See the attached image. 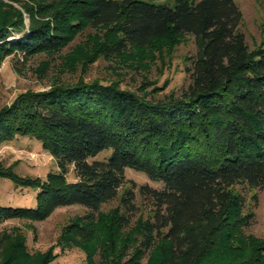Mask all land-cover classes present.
<instances>
[{"label":"trees","instance_id":"1","mask_svg":"<svg viewBox=\"0 0 264 264\" xmlns=\"http://www.w3.org/2000/svg\"><path fill=\"white\" fill-rule=\"evenodd\" d=\"M0 0V62L5 55L58 52L86 27L117 36L95 51L112 55L143 48L157 38L189 33L198 53L186 67L190 82L180 95L156 99L116 83L58 84L28 91L0 110V144L17 135L37 139L59 173L21 177L1 171L17 187L35 189L34 207L0 204L7 217L44 219L56 207L82 205L89 215L66 232L93 239L101 206L118 199L111 219L129 225L135 184L127 168L160 182L138 186L151 200L140 248L127 264H139L157 243L159 264H264V242L245 232L253 218L241 189L264 185V47L252 51L239 29L234 0ZM45 19V20H43ZM27 32L24 35V32ZM19 34L12 41V35ZM96 43V42H95ZM105 149L109 156L95 158ZM72 167L75 182L65 180ZM96 214V215H94ZM71 229V230H70ZM27 252L24 239L0 241V264H48Z\"/></svg>","mask_w":264,"mask_h":264},{"label":"rangeland","instance_id":"2","mask_svg":"<svg viewBox=\"0 0 264 264\" xmlns=\"http://www.w3.org/2000/svg\"><path fill=\"white\" fill-rule=\"evenodd\" d=\"M3 1L20 9L23 23L26 27L30 24L29 15L19 4ZM234 1L242 15L239 29L243 31L250 49L256 51L264 47V0ZM17 36L19 34L9 39L13 41ZM116 36L109 28L88 26L75 34L71 42L57 53L42 51L28 57L19 52L5 55L0 62V110L11 104L19 93L44 91L58 84L93 81L116 83L121 88L156 99L178 96L186 90L191 80L186 67L191 65L198 53L193 35L185 33L171 38H157L149 46H129L128 51L119 54L95 51L97 43L108 42ZM111 152V149H105L95 158L103 159ZM0 170H10L21 177H39L43 180L49 172L60 171L51 153L45 151L37 139L21 135L0 144ZM64 177L68 182L77 180L72 167ZM125 177L129 183L135 184L136 198L135 209L126 213L130 223L121 230L116 229L111 219L115 209H119V214L123 212L119 200L115 199L103 204L100 212L94 214L93 239L89 242L67 239L71 233L66 232V229L89 215V211L79 204L56 207L44 219L7 217L0 222V241L7 236L14 240L24 239L27 252L36 256V259L39 255L42 258L47 253L55 254L48 264H127L135 256L137 247L140 248L143 227L150 219L154 207L150 199L140 194L138 186L149 184L159 189L162 184L130 168L125 170ZM237 187L244 197L245 210L251 209L253 215L250 225L244 230L264 242V185L255 189ZM35 192V189L17 187L8 178L0 177V204L3 206L34 207ZM156 244L153 243L149 250H145L139 264H159Z\"/></svg>","mask_w":264,"mask_h":264},{"label":"built area","instance_id":"3","mask_svg":"<svg viewBox=\"0 0 264 264\" xmlns=\"http://www.w3.org/2000/svg\"><path fill=\"white\" fill-rule=\"evenodd\" d=\"M32 155H34V153H32Z\"/></svg>","mask_w":264,"mask_h":264}]
</instances>
